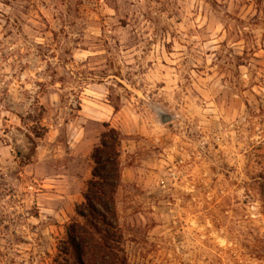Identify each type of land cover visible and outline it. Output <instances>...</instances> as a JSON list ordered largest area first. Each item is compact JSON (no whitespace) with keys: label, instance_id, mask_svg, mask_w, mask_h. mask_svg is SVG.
<instances>
[{"label":"rangeland","instance_id":"374dc122","mask_svg":"<svg viewBox=\"0 0 264 264\" xmlns=\"http://www.w3.org/2000/svg\"><path fill=\"white\" fill-rule=\"evenodd\" d=\"M106 125L129 264H264V0H0V264H54Z\"/></svg>","mask_w":264,"mask_h":264},{"label":"trees","instance_id":"16d2710c","mask_svg":"<svg viewBox=\"0 0 264 264\" xmlns=\"http://www.w3.org/2000/svg\"><path fill=\"white\" fill-rule=\"evenodd\" d=\"M121 143V132L106 125L93 151L95 166L84 201L66 228L54 264H129L116 203L122 182ZM256 157L262 170L249 186L250 191L259 187L264 203V153Z\"/></svg>","mask_w":264,"mask_h":264},{"label":"water","instance_id":"95a60500","mask_svg":"<svg viewBox=\"0 0 264 264\" xmlns=\"http://www.w3.org/2000/svg\"><path fill=\"white\" fill-rule=\"evenodd\" d=\"M158 114L160 118L163 120V122H168L173 118L171 114L164 112L163 110L160 109H158Z\"/></svg>","mask_w":264,"mask_h":264}]
</instances>
